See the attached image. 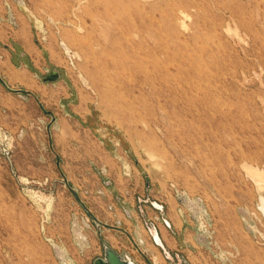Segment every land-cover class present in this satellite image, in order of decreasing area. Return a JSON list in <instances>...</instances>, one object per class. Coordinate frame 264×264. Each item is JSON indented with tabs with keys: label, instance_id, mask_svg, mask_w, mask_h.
I'll return each instance as SVG.
<instances>
[{
	"label": "rangeland",
	"instance_id": "obj_1",
	"mask_svg": "<svg viewBox=\"0 0 264 264\" xmlns=\"http://www.w3.org/2000/svg\"><path fill=\"white\" fill-rule=\"evenodd\" d=\"M100 236L264 264V0H0V264H93Z\"/></svg>",
	"mask_w": 264,
	"mask_h": 264
},
{
	"label": "water",
	"instance_id": "obj_2",
	"mask_svg": "<svg viewBox=\"0 0 264 264\" xmlns=\"http://www.w3.org/2000/svg\"><path fill=\"white\" fill-rule=\"evenodd\" d=\"M73 194L75 196V193ZM94 222L96 224V229L100 232L101 224L97 220H94ZM149 231L151 233L154 244H156L159 248H161V250H163L165 257L168 256L169 254L167 251H165V247L160 240L158 230L153 225H151ZM100 241L101 245L103 246V258L94 259L93 264H134L128 258L123 257L121 254L119 255L110 245H107L106 242H103L101 240V236Z\"/></svg>",
	"mask_w": 264,
	"mask_h": 264
},
{
	"label": "crops",
	"instance_id": "obj_3",
	"mask_svg": "<svg viewBox=\"0 0 264 264\" xmlns=\"http://www.w3.org/2000/svg\"><path fill=\"white\" fill-rule=\"evenodd\" d=\"M13 14L15 15L14 16V21H15V24H14V26H17V23H18V21L20 22L21 21V19L23 18V15L21 14V13H18V12H13ZM13 21V22H14ZM116 252H118V251H116ZM123 257H126V258H128L129 260H131L134 264H136L135 262H134V260H132V257L131 256H129V255H122Z\"/></svg>",
	"mask_w": 264,
	"mask_h": 264
},
{
	"label": "bare ground",
	"instance_id": "obj_4",
	"mask_svg": "<svg viewBox=\"0 0 264 264\" xmlns=\"http://www.w3.org/2000/svg\"><path fill=\"white\" fill-rule=\"evenodd\" d=\"M175 21V20H174ZM116 65V64H115ZM115 69V68H114ZM113 71V70H112ZM217 72V71H216ZM110 97V96H109ZM119 97V96H118ZM118 99H120V98H118ZM156 260H158L157 258H156Z\"/></svg>",
	"mask_w": 264,
	"mask_h": 264
}]
</instances>
